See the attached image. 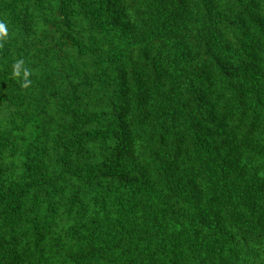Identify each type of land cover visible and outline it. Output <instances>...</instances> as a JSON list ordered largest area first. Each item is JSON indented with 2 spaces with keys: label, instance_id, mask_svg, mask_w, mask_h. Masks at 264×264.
Wrapping results in <instances>:
<instances>
[{
  "label": "trees",
  "instance_id": "trees-1",
  "mask_svg": "<svg viewBox=\"0 0 264 264\" xmlns=\"http://www.w3.org/2000/svg\"><path fill=\"white\" fill-rule=\"evenodd\" d=\"M0 264H264V0H0Z\"/></svg>",
  "mask_w": 264,
  "mask_h": 264
}]
</instances>
